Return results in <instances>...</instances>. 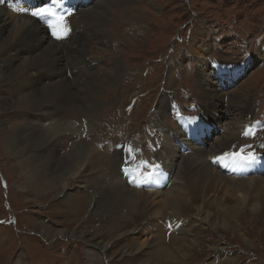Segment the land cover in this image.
<instances>
[{"label": "bare ground", "instance_id": "bare-ground-1", "mask_svg": "<svg viewBox=\"0 0 264 264\" xmlns=\"http://www.w3.org/2000/svg\"><path fill=\"white\" fill-rule=\"evenodd\" d=\"M85 1L90 5L86 11L80 0H70L71 7L68 11L64 7L59 15L56 14L57 17H63L66 30H71L67 36L73 43L71 52L76 59L83 60L80 65L89 79L87 83L83 81L84 86L75 88L72 92L67 86H70V83L78 85L77 79L82 78V75L78 70L77 73L72 71L67 58L58 55V47L62 45L59 42L63 35H66V31L61 38L52 39L54 35L51 36L50 22L45 20L46 25L40 24L38 14L32 11L35 5H28L32 0H18L10 6L0 4V91L3 89V93L11 98L10 108L17 116L10 123H5L7 126L13 125L10 129L3 125L4 133L0 137L2 154L11 162H15L23 188L31 189L37 197L63 194L61 200L65 210H75L87 203L84 201L88 194L70 195L73 180L82 174L96 171L105 164L107 158L113 159L108 175L100 181L103 193L92 201L93 204L90 202L91 208L95 215L106 217L104 221L116 222L127 219L125 211L128 214L130 211L140 213V204L147 200L148 206L141 211L148 219L142 231L151 235L147 239V249L137 242L125 244L130 233L115 235L113 238H117L115 240L119 244H125L121 256H126L127 252L133 255L134 264H185L183 259L188 258L187 250L193 249L198 243L196 237L192 242L185 239L194 225L204 223L215 229L229 228L230 224L225 216L230 218V221L234 220L238 226L242 223L241 216L244 212L257 215L263 210L264 157L255 158L254 162L249 163L254 166L253 169L245 170L239 177L229 172L224 173L221 167L222 163L227 162L226 153L229 151L240 153L241 149H244L243 155L249 158L256 156V151L264 153V126H255L253 122L246 120L250 111V97L241 101H229L224 98L227 91H221L215 84L226 87L233 83L234 80L229 78L240 72L238 70L241 66L222 61L223 63L217 64L212 62L210 67L208 62L206 67L210 68L207 73L210 78L197 79L199 103L201 110L210 116L215 125L212 130L208 127V131L223 128L224 132L214 141L206 136L203 147L192 144L191 136L184 128L188 118L181 107H173V92L169 90L174 84L177 64L176 59H170L169 71L165 74V90L159 95L157 107L152 114L153 126L160 136L156 144L160 145L150 144L151 137L146 138L147 135L142 132L143 139L138 143L141 150L143 149L144 161L139 165L135 162L136 152L130 142L115 145L116 141L109 137L100 140L99 136L94 134L93 127L109 106L104 89L106 83H109L107 87H114L120 80V76L125 72V64L120 58H114L110 62L112 69L106 75L107 69L101 65L103 60L106 61L105 57L91 58L89 61L87 54L90 51L91 39L101 41L108 36L107 12L103 9L105 10L106 6L110 9L116 4L127 5L131 0H100L98 3ZM48 10L50 6L47 0L37 8V11L47 15L45 18H53L48 16ZM2 15L6 16L5 19ZM115 38L120 39L121 44L131 45L125 35L117 34ZM205 70L202 71L206 73ZM213 72H222V76L213 79ZM128 77L129 73L127 80ZM57 78L62 82L53 83ZM104 79H108V82ZM215 105L219 108L215 109ZM83 118H88L90 122ZM82 120L84 132L82 125L79 126L77 122ZM249 130L250 134L246 135ZM147 139L149 145L146 144ZM181 140L184 145L192 148V152H184L187 150L184 145H179ZM61 149L66 151L62 152ZM194 153H199V156H192ZM231 157L233 163H240ZM61 160L64 162L57 165ZM145 161L151 167H145ZM125 165L127 167L123 170ZM165 171L171 177L168 185L161 183L164 180L161 175ZM149 176L152 177L151 181L145 182ZM227 199L231 201L227 203ZM197 201L200 203L197 204ZM186 204L196 208V214L187 215L191 219L181 216V205ZM209 206L218 208V219L214 218V210H207ZM65 230L45 231L44 235L48 238L53 237V233L67 234ZM105 231V228H99L97 233ZM73 234L82 239L87 238V233L81 229L76 228ZM249 244L252 246V242ZM98 245L103 246L102 249L106 246L102 241H99ZM86 257L88 262L94 264H99V259H104L103 254L99 256L98 252L92 250L87 251ZM225 261L217 262L221 264Z\"/></svg>", "mask_w": 264, "mask_h": 264}, {"label": "rangeland", "instance_id": "rangeland-1", "mask_svg": "<svg viewBox=\"0 0 264 264\" xmlns=\"http://www.w3.org/2000/svg\"><path fill=\"white\" fill-rule=\"evenodd\" d=\"M15 1L18 0H2L0 4L10 6ZM32 1L29 2V6L38 5L39 7L42 2V0ZM88 1L98 3L100 0ZM80 4L84 7V11L90 7L85 0H80ZM37 8H33L32 11L38 14L40 24L46 25L45 20L50 23L55 22V18H45L46 16L37 11ZM63 8L57 10L56 14L59 15ZM68 9L66 8V11ZM103 11L107 12V25H105L108 36L101 41L91 39L87 58L90 61L91 58L105 57L106 61L103 60L101 65L107 69L106 75L112 69L110 62L114 58H120L125 64V72L114 87H107L109 83H106L104 96L109 101V106L93 127L94 134H97L100 140L109 137L116 141L115 145L130 142L133 151L136 152L135 162L139 165L143 163V149L141 150L138 143L143 139L142 132L147 135L146 138L151 137L150 144H156L160 139L152 123L154 117L152 114L157 107L159 95L162 90H165V76L169 71L170 59H176L177 64L174 84L169 90L173 92L172 99L183 107L185 113L192 117L191 119L197 118L191 121L192 126L196 124L198 127V121L205 118L200 122L202 127L196 130L195 126L190 130L192 144L203 147L206 136L214 141L224 132L223 128L208 131L207 126H210L212 130L215 125L210 116L205 115L201 110L199 103L197 79L210 78L207 74L210 68L206 67L208 62L210 67L212 62L235 63L241 66L242 70L239 69L240 72L229 78L234 80L233 83L226 87L215 84L221 91H227L224 98L229 101L231 99L241 101L245 97H250V111L246 120H249V123L253 122L255 126H264V0H131L127 5L116 4L110 9L106 6ZM5 17L2 15L3 19ZM70 33L71 30L67 29L66 35H63L59 42L62 45L57 47L58 55L67 58L72 71L77 73L78 70L82 75L80 76L82 78L77 79L78 85L70 83V86H67V89L72 92L75 88L84 86L83 81L87 83L89 79L80 65L83 60L76 59L71 52L73 43L67 38ZM117 34L125 35L131 45L121 44V40L115 38ZM52 39L57 38L53 36ZM246 65L248 67L245 70ZM204 69L206 73L202 71ZM221 73H211L212 78L218 79L222 76ZM104 81L108 82V79ZM55 82H62V80L57 78L53 83ZM10 102L11 98L3 93L2 89L0 91V137L4 133L3 125L17 118L10 108ZM218 108L215 105V109ZM83 119L89 121L88 118ZM84 120L77 121L79 126L82 125L83 132ZM11 126L13 125L7 127L10 129ZM148 141L147 139V145H149ZM220 141L226 142V140ZM179 145L181 147L184 145L182 140ZM184 147H187L185 153L192 152V148L188 145ZM1 150L0 143V264H94V262H88L86 257L88 250L98 252L99 256L103 254L104 259L102 261L99 259V264L101 262L103 264H134L133 255L127 252L126 256H121V253H124L125 244L137 242L147 249V239L151 235L142 231L148 219L145 213L141 212L148 206L147 200L140 204V213L130 211L128 214L125 211L128 215L127 219L116 222L104 221L106 217L100 214L95 215L91 208V203L93 204L103 193L100 181L108 175L113 159L107 158L105 164L96 171L82 174L73 180L70 195L88 194L84 201L87 203L78 206L77 210H65L61 200L63 194H51L47 196L48 198L37 197L31 189L23 188L15 162L8 160ZM233 150L236 151V149ZM61 151L64 152L66 149ZM259 153L263 156L262 151L259 150ZM192 156H199V153H194ZM63 162L64 160L58 161L57 165ZM187 174L189 175L190 172ZM255 175L259 174L255 173ZM161 176L164 178L161 183L168 185L171 179L168 173L165 171ZM143 186L140 185V187ZM227 200V203L231 201ZM207 210H214V218H219L216 206H209ZM180 211L182 217L190 218L187 215H194L196 208L186 204L181 205ZM241 217H243L242 223L237 226L234 220L230 221V218L225 216L231 230L225 227L215 229L204 223L194 225L185 239L192 242L196 237L198 243L193 249L187 250L188 258L183 259L185 264H218L217 261L225 260L228 261L221 264H264V208L257 215L244 212ZM102 227L107 231L97 233L99 228L103 229ZM76 228L86 232L87 238L82 239L73 234ZM59 229H66L67 234L53 233V237L48 238L44 235L45 231L55 232ZM121 233H130L125 244H119L115 240L117 238H113ZM99 241L105 243L104 249H102L103 246L98 245ZM249 242H252V246ZM168 264H178V262Z\"/></svg>", "mask_w": 264, "mask_h": 264}, {"label": "snow or ice", "instance_id": "snow-or-ice-1", "mask_svg": "<svg viewBox=\"0 0 264 264\" xmlns=\"http://www.w3.org/2000/svg\"><path fill=\"white\" fill-rule=\"evenodd\" d=\"M47 14L53 18H55V22L54 23H50L49 24V28L52 29V34L54 36H56L57 39L61 38V35L63 34V32L66 31V23L63 20V17H57L56 13L48 10ZM246 135L250 134V130L246 131L245 133ZM244 149H241L240 153H234L231 154L236 160L237 162L240 163H252L255 160V157H247L246 155H243ZM144 166L145 167H151V165L148 164L147 161L144 162ZM152 179L151 176H149L145 182H150Z\"/></svg>", "mask_w": 264, "mask_h": 264}]
</instances>
